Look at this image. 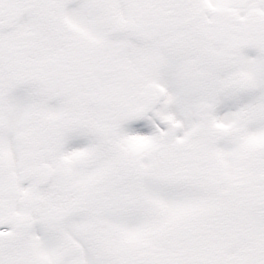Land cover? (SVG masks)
Segmentation results:
<instances>
[{
	"label": "snow or ice",
	"instance_id": "1",
	"mask_svg": "<svg viewBox=\"0 0 264 264\" xmlns=\"http://www.w3.org/2000/svg\"><path fill=\"white\" fill-rule=\"evenodd\" d=\"M0 264H264V0H0Z\"/></svg>",
	"mask_w": 264,
	"mask_h": 264
}]
</instances>
